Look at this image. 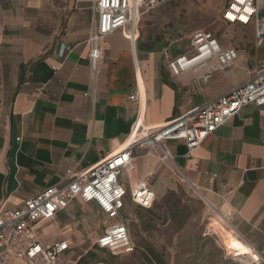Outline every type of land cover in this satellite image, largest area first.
<instances>
[{"label": "crops", "instance_id": "0c3cea01", "mask_svg": "<svg viewBox=\"0 0 264 264\" xmlns=\"http://www.w3.org/2000/svg\"><path fill=\"white\" fill-rule=\"evenodd\" d=\"M94 1L0 0V209L18 208L60 185L68 170L84 171L117 152L140 114L147 125L161 126L242 84L248 70L264 64V40L238 48L234 38L217 37L239 49L235 66L208 80L205 68L175 78L167 66L183 52L148 46L141 35L134 44L118 31L101 41L92 72ZM222 1L225 7L230 0ZM258 4L264 12V0ZM138 82L142 104L128 100ZM263 126L264 107L249 105L190 155L185 143L169 142L175 167L152 148H136L121 176L129 231L140 208L131 192L148 179L156 199L165 197L176 189V169L215 207H227L231 224L264 258ZM108 224L96 203L76 199L43 226L40 239L68 242L61 264H76L68 260L73 249L96 244Z\"/></svg>", "mask_w": 264, "mask_h": 264}, {"label": "built area", "instance_id": "2783aa9c", "mask_svg": "<svg viewBox=\"0 0 264 264\" xmlns=\"http://www.w3.org/2000/svg\"><path fill=\"white\" fill-rule=\"evenodd\" d=\"M169 1L95 0L92 8L97 17L88 40L92 72L98 68L100 45L105 37L123 31L135 44L140 38L142 19ZM222 19L229 25L253 26L255 45L263 42L264 12L259 8L258 0H230L224 7ZM239 58L234 46L224 47L212 33L196 32L191 38L190 49L173 58L167 67L175 78L205 68L207 72L202 79L208 80L214 72L231 69ZM140 82L128 98L131 103L142 104ZM249 105L264 107V64H255L248 70L247 79L242 84L161 126L147 125L140 114L117 152L84 171L68 170L60 185L43 190L18 208L0 209L1 264H61L70 249L69 243L43 244L40 233L45 224L53 221L76 199L96 203L109 221L105 233L95 245L114 255L133 254L135 244L123 213L128 192L121 181V176L133 165V151L152 148L160 152L162 162L167 161L175 167L169 142L185 143L190 155ZM261 132L264 136V126ZM148 182L145 179L131 192L132 202L142 209H151L156 201ZM229 215L226 218L230 222Z\"/></svg>", "mask_w": 264, "mask_h": 264}, {"label": "rangeland", "instance_id": "374dc122", "mask_svg": "<svg viewBox=\"0 0 264 264\" xmlns=\"http://www.w3.org/2000/svg\"><path fill=\"white\" fill-rule=\"evenodd\" d=\"M223 7L222 0H171L142 19L140 35L148 46L172 54L189 50L196 32L212 33L226 40L234 38L238 48L251 44L253 26L226 24ZM175 171L178 181L174 191L157 198L151 209L136 208L137 220L130 225L133 254L114 255L98 250L95 243L85 242L73 249L69 263L77 264L81 257L95 253L97 259L92 264H264V258L257 262L244 248L228 247L227 241L236 237L234 232L224 227ZM216 208L228 218L227 207Z\"/></svg>", "mask_w": 264, "mask_h": 264}, {"label": "bare ground", "instance_id": "6f19581e", "mask_svg": "<svg viewBox=\"0 0 264 264\" xmlns=\"http://www.w3.org/2000/svg\"><path fill=\"white\" fill-rule=\"evenodd\" d=\"M196 193L199 195L200 198H202L205 201V203L210 207V209L217 215L220 222L223 223L224 227L228 231L234 232L236 237H231L227 241L228 247L230 249L244 248L250 253V256H252L255 259V261L260 262L261 260H263V258L256 251H254L253 247L247 243V241L242 237V235L227 220V218L224 216V214L222 212H220V210H218L212 203H210L209 200L201 192L199 193L198 191H196Z\"/></svg>", "mask_w": 264, "mask_h": 264}, {"label": "trees", "instance_id": "16d2710c", "mask_svg": "<svg viewBox=\"0 0 264 264\" xmlns=\"http://www.w3.org/2000/svg\"><path fill=\"white\" fill-rule=\"evenodd\" d=\"M96 248L98 250L106 251V250L100 249L97 245H96ZM150 252L154 255V252L152 250H150ZM96 259H97V256L95 253H88L87 255L81 257L77 264H92V262H94Z\"/></svg>", "mask_w": 264, "mask_h": 264}]
</instances>
